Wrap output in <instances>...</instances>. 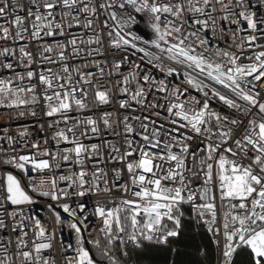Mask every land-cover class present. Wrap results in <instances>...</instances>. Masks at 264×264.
Listing matches in <instances>:
<instances>
[{"label":"snow or ice","instance_id":"obj_1","mask_svg":"<svg viewBox=\"0 0 264 264\" xmlns=\"http://www.w3.org/2000/svg\"><path fill=\"white\" fill-rule=\"evenodd\" d=\"M0 118V264H264V0H0Z\"/></svg>","mask_w":264,"mask_h":264},{"label":"built area","instance_id":"obj_2","mask_svg":"<svg viewBox=\"0 0 264 264\" xmlns=\"http://www.w3.org/2000/svg\"><path fill=\"white\" fill-rule=\"evenodd\" d=\"M7 122L3 121L2 118H0V126H4ZM22 123H25L29 126H32L35 124V119L34 118H27L25 121H23ZM13 127H16L15 124H13ZM33 131H38L37 129L33 128ZM44 134L43 133H40V136H43ZM41 208L43 207L42 205L40 206ZM64 235L66 237H68V233L65 232ZM70 238V237H69Z\"/></svg>","mask_w":264,"mask_h":264}]
</instances>
